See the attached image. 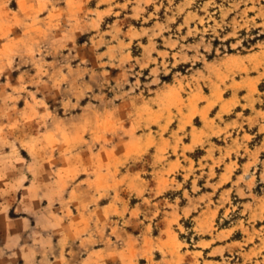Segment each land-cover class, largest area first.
<instances>
[{"label": "rangeland", "instance_id": "1", "mask_svg": "<svg viewBox=\"0 0 264 264\" xmlns=\"http://www.w3.org/2000/svg\"><path fill=\"white\" fill-rule=\"evenodd\" d=\"M0 264H264V0H0Z\"/></svg>", "mask_w": 264, "mask_h": 264}]
</instances>
